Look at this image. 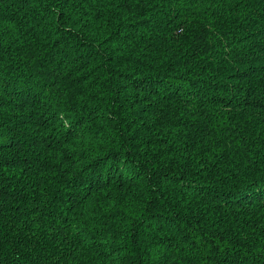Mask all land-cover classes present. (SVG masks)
I'll list each match as a JSON object with an SVG mask.
<instances>
[{
	"label": "trees",
	"instance_id": "trees-1",
	"mask_svg": "<svg viewBox=\"0 0 264 264\" xmlns=\"http://www.w3.org/2000/svg\"><path fill=\"white\" fill-rule=\"evenodd\" d=\"M0 264H264V0H0Z\"/></svg>",
	"mask_w": 264,
	"mask_h": 264
}]
</instances>
